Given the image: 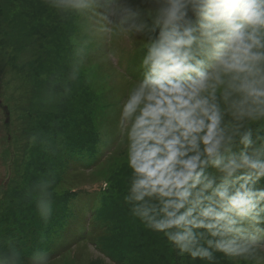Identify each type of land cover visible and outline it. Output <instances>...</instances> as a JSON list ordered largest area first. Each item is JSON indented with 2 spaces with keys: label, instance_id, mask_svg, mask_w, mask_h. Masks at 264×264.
I'll return each mask as SVG.
<instances>
[{
  "label": "clouds",
  "instance_id": "clouds-1",
  "mask_svg": "<svg viewBox=\"0 0 264 264\" xmlns=\"http://www.w3.org/2000/svg\"><path fill=\"white\" fill-rule=\"evenodd\" d=\"M48 4L138 53L117 117L132 216L181 261L264 260V0ZM36 210L47 223L51 201ZM44 240L27 264H52ZM0 264H21L19 254Z\"/></svg>",
  "mask_w": 264,
  "mask_h": 264
},
{
  "label": "rangeland",
  "instance_id": "rangeland-1",
  "mask_svg": "<svg viewBox=\"0 0 264 264\" xmlns=\"http://www.w3.org/2000/svg\"><path fill=\"white\" fill-rule=\"evenodd\" d=\"M0 5L3 12V16L0 15V198L3 188L7 190L8 197H13L14 185H17L20 179L27 180L24 172L30 173L31 168H25L28 166L27 163L35 157V154L49 152L52 145H56L53 134L56 129L50 135L48 134L46 144L40 140L44 138L42 136L28 139L22 133L23 128H30L31 136L38 134L35 130L41 120L36 113L38 105L46 101L45 93L39 89L43 94H36L38 91L35 90L33 95L36 86L39 88L40 82L46 78L44 69H41L38 85H36L35 77L34 79L31 77L32 69L38 65L39 56L42 57L49 75L54 73L56 77L60 74L64 75L63 80L55 77L53 84L60 85L66 90L67 83H76L86 88L88 93L98 95L101 104L105 106L104 109L98 110L97 117L102 123V128L106 129L104 133L108 131L105 141L110 146L109 150L103 149L99 144L102 153L100 162L105 158L106 160L97 169L77 176V186H74L75 189H83L90 193H96L100 189L103 191L105 183L111 182L108 181L110 173L124 163L123 144L117 137L119 135L117 117L121 100L131 83L126 77L135 76L134 66L138 53L134 52L132 44L126 40L116 37L105 39L93 35L86 30L89 22L72 14H68L72 19L68 17L67 24L54 26L57 29L52 34L58 38L59 42L55 43V39L50 41L38 39L32 31L37 21L45 26L51 25L52 22L46 18L38 20V16H32L29 9L25 15L14 19L18 9L28 8L22 1L0 0ZM4 16L14 19V22L6 23ZM62 30L64 32L61 36ZM62 47L67 50L63 51ZM6 56L10 61H7ZM81 59L83 64L80 66L78 77L72 79L70 75L72 66ZM59 123L57 120V125ZM62 127L63 133L70 138L77 134L74 128L67 125ZM63 188H70V186L64 184ZM118 193H112L111 197ZM123 211L131 213L130 206L126 204ZM88 214H90L89 211ZM87 219L88 227L84 225V228H89L92 232L93 219L90 220L88 217ZM131 220L133 224L130 223ZM131 220L123 224L122 228L120 227V234L123 236L121 246L124 243L128 246L132 245L131 259L135 262L160 264V254L157 253L168 252L165 250L168 245L162 238L159 240L160 236L146 229L142 223V227H138L140 223L138 219ZM100 239L102 241L103 237ZM103 241L106 244L105 237ZM72 251L53 264H129L123 260H116L110 248L107 251L111 258L107 257L106 253L102 249H97L94 244L83 243ZM183 263L184 261L181 260L177 262V264ZM258 264H264V260H260Z\"/></svg>",
  "mask_w": 264,
  "mask_h": 264
},
{
  "label": "trees",
  "instance_id": "trees-1",
  "mask_svg": "<svg viewBox=\"0 0 264 264\" xmlns=\"http://www.w3.org/2000/svg\"><path fill=\"white\" fill-rule=\"evenodd\" d=\"M17 1H22L28 8L18 9L14 19L25 15L29 9L32 16H38V20L46 18L52 22L51 25L45 26L37 21L38 23L32 30L37 38L47 41L55 39V43L59 42L58 38L52 34L57 29L54 26L67 24L68 15H62L51 8L48 0ZM0 15L3 16L1 5ZM3 18L6 23L14 22V19L7 16ZM69 18L72 19V17ZM63 32L62 30L61 36ZM66 50L63 48V51ZM134 52L137 54L136 50ZM6 58L10 61L8 56ZM41 69H44L46 78L40 82L39 88L36 86L34 92L32 91L33 95H35V90L38 91L36 94L44 92L46 95V101L38 105L36 113L41 120L35 130L38 134L31 136L30 128H23L22 133L28 139L42 136L44 138L40 140L46 144L48 134L50 135L56 129L53 133L56 145L51 144L52 148L49 152L35 154V157L27 163L28 166L25 168H31L30 173L24 172L27 180L20 179V182L14 185L13 197H8L7 190L3 188L0 198V256L7 257L18 253L21 264H27L33 247L39 242L40 236L44 235L45 240L42 245L52 254V264L68 255V252L72 253V250L83 243L94 244L109 258L111 255L107 249L110 248V252L118 261L143 264L141 261L135 262L131 259L132 245L128 246L124 243L121 246L123 241L121 239L123 236L120 234L121 228L123 224L135 218L131 213L123 211L126 207L123 196L127 185L125 164L123 163L121 167L110 173L108 181L111 182L107 183L108 187L103 191L100 189L96 193H90L74 188L77 186V176L97 169L106 160L105 158L100 162L102 153L99 144L103 149L109 150L110 146L105 141L108 131L104 133L106 129L102 128V123L97 117L98 110L104 109L105 106L101 104L98 95L88 93L86 88L76 83H67L66 90L60 85L53 84L55 73L48 74L41 56L38 57V65L31 72V77L33 79L35 77L36 85L40 81ZM59 77L63 80L64 75L60 74L56 78L59 79ZM57 120L60 122L59 125H57ZM63 125L74 128L77 134L70 138L63 133ZM62 184L69 185L70 188L64 189ZM114 192L119 193L111 197ZM39 198H47L52 204V214L47 223L40 218L36 210V202ZM87 217L90 220L93 219L92 232L89 228H84V225L88 227ZM130 223L133 224V221L131 220ZM137 226L142 227L141 222ZM101 237L103 240L104 237L106 238V244L103 240L101 241ZM165 250L168 252L157 253L160 254V264H177L180 259L175 252L169 246ZM183 264H191V262ZM195 264H203V262L197 261ZM220 264H227V262L221 259Z\"/></svg>",
  "mask_w": 264,
  "mask_h": 264
}]
</instances>
